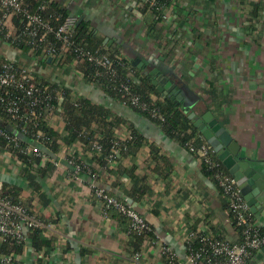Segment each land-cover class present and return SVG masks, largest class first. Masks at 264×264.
Instances as JSON below:
<instances>
[{"label":"crops","instance_id":"1","mask_svg":"<svg viewBox=\"0 0 264 264\" xmlns=\"http://www.w3.org/2000/svg\"><path fill=\"white\" fill-rule=\"evenodd\" d=\"M55 1L69 8L79 19L89 20L109 45L118 44L124 57L138 66L162 93L169 94L174 86L178 88L182 98H176L189 117L193 114L202 118L211 112L232 137L231 148L237 153V161L244 164L240 167L242 178L255 199V210L251 207L250 210L256 223L264 226V0H180L156 29L161 42L148 33L151 18L145 13L142 0ZM255 7L258 15L253 20L255 27L250 28V13ZM9 27L14 30L12 21ZM159 29H162L160 33ZM166 37L174 38L176 46L172 52L168 51L172 43L165 40ZM6 57L26 63L22 50L0 37V59ZM27 59L26 64L32 70L64 80L79 95L106 104L131 121L170 159L172 168L168 178L156 179L149 175L147 182L151 192L137 200L127 192L132 186L127 174L114 171L118 166L121 169L130 166L132 157L109 165L90 161L97 181L144 215L158 240L180 257L186 254L183 236L188 230L198 229L238 240V231L220 189L213 176L203 170L197 153L166 135L151 119L84 82L73 70L75 62L63 72L54 71L53 65L42 66L40 60L32 56ZM209 80L223 93L221 104L217 105L204 91ZM51 124L62 132L65 121L57 113ZM117 133L125 138L131 129L123 125ZM82 149L80 143L76 144L75 150L82 152ZM86 154L88 158L92 156ZM134 160L141 174L149 172L148 166L152 163L148 164V146L140 148ZM19 169L12 157L0 152V179H10L11 185L22 187L21 197H32L36 213L58 227L59 233H45L55 239V248L48 257L50 264H130L134 252L130 236L124 225L112 215L104 214L97 199L92 198L86 185L93 180L91 176L81 172V181L76 179L74 170L60 158L54 174L41 180L40 191L49 199V203L42 206L38 194L33 193L19 175ZM243 197L246 200L245 195ZM58 247L63 254L54 251ZM64 258L66 262L62 261ZM22 261L44 264L34 261L31 251L23 254ZM249 264H264L263 248Z\"/></svg>","mask_w":264,"mask_h":264},{"label":"trees","instance_id":"2","mask_svg":"<svg viewBox=\"0 0 264 264\" xmlns=\"http://www.w3.org/2000/svg\"><path fill=\"white\" fill-rule=\"evenodd\" d=\"M20 1L21 10L14 11L11 15V21L14 23V30L11 31L10 36H7L9 29L3 28L1 29L0 37L20 48L24 58H26L25 62L27 64L29 63L27 58L40 53L43 47H54L61 55L56 58H51V60L48 58L40 60L42 66L47 67L53 65L54 71L59 69L63 72H67L73 62H75L73 64V70L83 73L84 82L100 88L114 100H117L141 115L151 119L166 135L177 140L191 152L196 153V149L202 143H207L211 147L209 142L204 138L202 132L195 126L194 119L190 118L189 114L185 111L182 102L174 95L162 93L157 86L153 84L152 80L142 73L138 66L134 65L130 59L124 57L121 47L118 44L112 43L109 45L105 42V38L95 30L89 20L78 18L79 21L70 39L71 44L67 49H63V40L58 38L56 34H49L47 39L39 41L38 39L44 30L38 29V33L35 35L30 33L31 28L26 25V14H38L43 22H48L57 28L66 17L72 15L71 10L55 0ZM142 1L144 2L145 13L151 18V22L147 24L148 33L161 42L162 37L160 34L158 35V30L156 29L164 20V11L162 8L167 5L178 3L180 0H156L154 5L151 4V0ZM256 8L257 7L250 13V28L255 27L253 20L258 15ZM4 12L5 9L0 5V18H2ZM178 13L181 15L180 10H178ZM161 30L162 29H159V33ZM166 38L165 40H169V42L172 43L170 47H168V51H174L176 46L174 45L176 44L174 38ZM90 55L94 57L106 56L109 61L112 62V66H102L98 64L95 59H89ZM15 63L19 70L25 67L29 68L26 63L16 61ZM30 73L33 78L29 81L25 80L24 84L27 86L33 82L40 88V94H42L43 97L49 96L48 100H46L47 102L44 101L40 105L35 106L38 112L37 116L26 114L20 118H12L5 106L0 103V126L7 128L8 125H11L13 129L17 130L15 134L18 136L17 143L0 137V150L11 154L12 159H14L20 168L19 175L27 181L28 188L33 193L38 194L42 206L47 205L49 199L44 192L40 191L42 188L41 180L54 174L57 165L53 160L48 159L43 162L40 156H37L33 152H27L26 148L30 144L36 143L35 135L39 131L43 133L40 141V149L53 159H57L58 156L62 154L68 155L70 149L80 143L83 148L82 152L84 153H82L81 150H75L74 156L77 160L90 167L92 172L95 170L93 166H91L90 161L96 160L102 164L109 165L113 159L114 148H118L119 150V154L116 155L118 163L125 157H132V164L130 166L122 169L118 166V169H114V171L127 174V177L132 182V186L127 192L134 200L151 192L147 182L149 175H152L156 179L168 178L172 168L170 159L164 154H161L156 143L151 142L141 134L131 121L117 114L106 104L94 102L91 98L79 95L77 92L75 96H73L72 87L64 82V80L62 81L58 78L53 79L52 77L41 75L39 72H36V70H32ZM130 73L134 75L130 76ZM124 85H128L129 90H125ZM57 90L65 91V95L62 99L56 97L55 93ZM204 91L217 105L221 104L222 101L220 99L223 98V93L218 91L213 80L208 81V86ZM2 94L9 97L8 99L17 100L22 106H26L30 101L25 90L17 86L7 89L0 86V95ZM133 95L138 97L137 103L133 102ZM48 105L59 107L58 112L65 121L62 132L54 128L51 122L45 118L44 112ZM143 105L146 107L144 108ZM153 110H155L157 114L162 115L163 118L154 114ZM123 125L130 128L131 133L125 138H120L117 129ZM9 131L13 133V131ZM95 143L101 145L100 151L95 149ZM145 145L148 146L149 149L148 164L152 163V166L151 164L148 166V169H150L149 172L141 174L138 171V166L134 157L140 148ZM211 149L213 150L212 160L218 165L212 166L203 163V170L210 176H213L214 172L218 170L229 173L219 159L217 153L212 147ZM86 153H91L92 156L88 158V154ZM2 181L3 186L0 189L1 194L11 197L14 202H19L30 212L36 213L33 208L32 197H21L22 187L11 185L10 179L4 178ZM220 192L223 196L225 207L228 209V200L223 195L222 190H220ZM116 196L128 202L125 198L118 195ZM92 198L96 200L95 197ZM228 213L234 227L238 231L239 236L237 241L241 242L245 237L243 233L245 226L237 223L235 213L232 210L228 211ZM108 214L117 218L118 222L124 225L127 232L130 230V221L125 215L116 210H109ZM40 217L44 218L41 214ZM251 217L254 219L253 213H251ZM254 228H256L261 235H264V226L255 225ZM128 234L130 236L129 242L134 248V251L139 250L144 242L145 234L133 231H130ZM147 234L153 236V232ZM213 236L215 239L224 238L221 234ZM28 245L36 251L43 252L44 256L40 258L38 262L50 264L51 260H49L48 257H50L51 251L55 248V239L53 237L45 235L41 229H32L30 230ZM22 247V244H17L14 239H6L0 242V253L8 254L13 251L21 253ZM201 248H209V246L203 241L202 235L197 234L191 240V249L199 251ZM82 251L83 253L86 252L85 250ZM250 251L251 257L248 259V264L259 250L250 249ZM208 256H212V253L207 252L205 254V260ZM65 259L66 258L62 261L66 262ZM203 264L209 263L205 261Z\"/></svg>","mask_w":264,"mask_h":264},{"label":"built area","instance_id":"3","mask_svg":"<svg viewBox=\"0 0 264 264\" xmlns=\"http://www.w3.org/2000/svg\"><path fill=\"white\" fill-rule=\"evenodd\" d=\"M156 0H151V4L154 5ZM177 3L164 6L163 18L166 19L170 14V11L175 8ZM0 5L5 12L0 18V32L1 29L7 28V36L11 34V28L9 22L11 21V15L14 11L21 10L20 0H0ZM26 25L31 28L30 33L33 35L38 33V29L44 30L39 37V41L47 39L49 34H56L58 38L63 40V49H67L71 44V36L78 23V17L70 15L56 28L48 22H43L38 14H26ZM57 50L54 47H43L37 55L34 54V59L43 60L46 58L59 57ZM89 59H95L100 65L112 66V62L106 56L94 57L89 56ZM15 61L9 58L0 59V86L4 89L11 87H20L25 90L30 101L26 106H22L17 100L8 99L5 95H0V103L3 104L6 110L9 112L12 118H20L26 114L31 116H37L38 112L35 106L40 105L44 101L48 100L49 96H42L40 94V88L33 82L29 85H25V80L33 78L32 68H22L19 70L15 65ZM83 78V73L74 71ZM130 73V76H133ZM93 86V85H92ZM47 89V88H45ZM125 90H129L128 85H124ZM76 91L73 90V96ZM57 98H63L65 95L64 90H57L55 93ZM134 103L138 102V97L133 95ZM47 102V101H46ZM144 108L146 107L143 105ZM59 110L58 106L48 105L45 108V118L50 122L57 115ZM154 114H157L153 110ZM160 118L162 115L157 114ZM36 143L30 144L26 150L27 152H33L37 156H40L42 161L48 159L53 160L56 165L60 162V158H64L66 163L74 170V177L81 181L80 173L84 172L93 178L92 181L86 185L92 197H95L99 203L100 208L104 214H108L109 210H116L117 212L125 215L130 221V231L145 234L144 246L139 250H135L132 254L130 264H203L205 261L209 264H248V259L251 257L250 249L261 250L264 247V235L254 228L258 225L251 217L250 206L244 199L240 187L237 184L236 179L223 170L214 172L213 178L215 179L217 186L222 190L223 195L227 198L229 207L228 211L232 210L235 213V217L238 224L245 226L243 233L245 234L244 240L239 242L236 240H229L227 238L215 239L213 235L206 234L198 229L188 230L183 238L186 243V254L183 257L178 256L168 245L161 242L156 236H150L147 233L153 232L154 229L144 215L136 210V208L129 202H126L116 195L112 194L110 190L97 181V173L92 172V169L85 163L80 162L74 156L75 147H72L68 155H59L57 159L50 158L40 149V141L43 136L42 132H38L36 135ZM0 137H3L9 141L18 142V136L14 132L11 133L6 127L0 126ZM94 147L97 151L101 150V145L95 143ZM2 153H6L11 157L9 152L0 150ZM196 153L199 157L201 164H210L217 166L212 160L213 150L207 143H202L197 149ZM119 154L118 148L113 150L112 162L117 163V156ZM3 186V181L0 179V189ZM41 229L44 233L56 232L59 233L56 224L48 222L41 218L34 212H30L23 204L14 202L13 199L7 195L0 193V242L6 239H14L17 244H22V252H10L6 254L0 253V264H25L22 261L24 253L31 251L34 261H38L44 256L42 251H36L28 245L30 230ZM201 234L203 241L208 244L209 248H201L199 251L191 249V240L197 235ZM58 254L64 251L60 247L54 250ZM54 252V253H55ZM207 252L212 253V256L206 257ZM205 260V261H204Z\"/></svg>","mask_w":264,"mask_h":264},{"label":"water","instance_id":"4","mask_svg":"<svg viewBox=\"0 0 264 264\" xmlns=\"http://www.w3.org/2000/svg\"><path fill=\"white\" fill-rule=\"evenodd\" d=\"M156 83V81H155ZM174 86L169 92L170 95H175L178 99H181L182 96ZM190 117L194 118V124L202 132L204 138L209 142L211 147L217 153L219 159L222 161L223 165L228 169V171L236 179L238 186L241 189L243 195L247 200V204L254 209L255 199L250 196L249 186L242 178L243 174L240 171V167L244 166L243 162L237 161L235 151L231 148L230 139H232L229 132L215 119L211 112H207L202 118H198L193 114H190ZM7 128L14 133H17V130L13 129L11 125H8ZM264 250V247H263Z\"/></svg>","mask_w":264,"mask_h":264}]
</instances>
